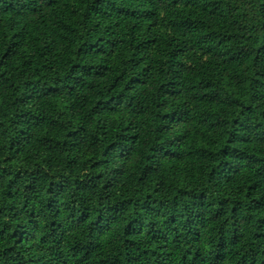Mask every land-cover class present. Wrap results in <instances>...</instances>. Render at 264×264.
Returning a JSON list of instances; mask_svg holds the SVG:
<instances>
[{
	"label": "trees",
	"instance_id": "trees-1",
	"mask_svg": "<svg viewBox=\"0 0 264 264\" xmlns=\"http://www.w3.org/2000/svg\"><path fill=\"white\" fill-rule=\"evenodd\" d=\"M0 264H264V0H0Z\"/></svg>",
	"mask_w": 264,
	"mask_h": 264
}]
</instances>
